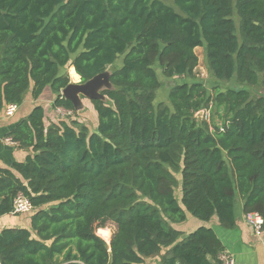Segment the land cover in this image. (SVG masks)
I'll use <instances>...</instances> for the list:
<instances>
[{
    "label": "trees",
    "instance_id": "trees-1",
    "mask_svg": "<svg viewBox=\"0 0 264 264\" xmlns=\"http://www.w3.org/2000/svg\"><path fill=\"white\" fill-rule=\"evenodd\" d=\"M198 47L213 78L237 86L210 93ZM68 66L82 82L113 68L112 87L91 100L95 130L47 122L37 104L7 133L32 153L0 168V216L19 193L34 209L31 228L0 231V264H220L212 227L173 224L191 214L235 228L240 200L264 218V95L244 87L264 88V0H0V113L46 89L75 113ZM158 69L183 80L156 105Z\"/></svg>",
    "mask_w": 264,
    "mask_h": 264
},
{
    "label": "crops",
    "instance_id": "crops-1",
    "mask_svg": "<svg viewBox=\"0 0 264 264\" xmlns=\"http://www.w3.org/2000/svg\"><path fill=\"white\" fill-rule=\"evenodd\" d=\"M80 78L81 77H79V80ZM47 92L48 91L46 89L43 95H47ZM43 95L39 99L34 100L31 92H28L25 95L23 104L18 106V110L13 116H5L4 111L0 113V168L12 169L14 162H23L27 156L32 153V149H22L18 147L17 144L8 142L6 138L7 133L21 119L27 117L35 105L41 104L45 108V111H47L46 106L41 103ZM27 98L31 101L30 106H25L24 110L19 112V109L24 105ZM50 98L54 99L55 95L51 93ZM50 102L52 104V101ZM50 107H53V104ZM47 113L49 117L48 119L51 120L56 119V116L60 117V114L57 113V108L54 107L51 110H48ZM94 115L97 119L96 111L94 112ZM77 119L89 127L84 120L80 118ZM236 215L237 225L232 229L224 228L220 224L217 216H214L208 222H204L198 218H192L191 214L187 215V219L185 221L181 223H174L173 226L183 234H189L202 225L212 227L221 239L224 245V251L229 252L234 257L236 264H264V229L260 235L255 233L254 228L250 225L247 219V215L243 212L241 200L237 204ZM189 221H192L191 228L188 227ZM6 227L31 228L30 213H8L0 216V231ZM165 250L166 249L162 251V254L165 253ZM159 260L160 256L148 258L146 260V264H155Z\"/></svg>",
    "mask_w": 264,
    "mask_h": 264
},
{
    "label": "rangeland",
    "instance_id": "rangeland-1",
    "mask_svg": "<svg viewBox=\"0 0 264 264\" xmlns=\"http://www.w3.org/2000/svg\"><path fill=\"white\" fill-rule=\"evenodd\" d=\"M168 3L171 4L172 1H168ZM234 17L237 21V24H239L238 16L235 14ZM196 53L198 54V57H199V64L196 68V78H197V80L203 81L207 85V88L209 89L210 93L214 91L215 86H219L222 89H225L228 86H237L235 81H232V82H218V81H216V79L213 78V76L211 75V73L209 71V67L207 64L204 48L203 47L196 48ZM71 67H73V66H68V67L62 68V72L68 73V75L70 77V82H79V78L78 79L72 78L71 73H70ZM112 69L113 68H109L108 70L112 71ZM158 72H159V76H160L161 80L163 81V87L158 91L157 98L155 100L156 105L158 104V102L164 101L167 99L168 91L172 85H174L176 82L183 80V78H178V77L173 78V79L172 78L167 79L162 75L160 69H158ZM185 79H188V78H185ZM244 87L249 89L254 96L264 95V88L263 87H260V86H253V87L244 86ZM47 91H48L47 95H43L41 103L46 106V109L48 111V110H51L53 108V107H50L52 105L50 101L53 102L54 99L50 98L51 93H52L50 91V89H47ZM82 100L84 101L83 108L76 110V112L72 113L71 116L84 120V122H86L89 125L90 129H95V128H97V124H98V116L96 119V117L94 115V112H95L94 105L90 99H88L84 96H82ZM30 104H31V101H29L27 98L24 105L19 109V112L23 111L25 106L29 107ZM47 111H46V114H48ZM200 112L197 113L198 118L207 119L208 121L210 120V110L204 109V110H201ZM49 120L50 119H47V121H49ZM176 178L178 180V185L175 188V193H176L177 199L181 203V199H182L181 173H177ZM238 203H239V201H238ZM192 218H196V217L192 216ZM191 222L189 221V226H188L189 228H191V225H192ZM98 225H99V227L97 228V234L99 236H101L103 239L106 240V238L103 235H101L99 232L101 228H105L111 232V238H112V235L116 230V224L114 222L109 221V220H105V221L99 223ZM106 241L110 242L108 240H106Z\"/></svg>",
    "mask_w": 264,
    "mask_h": 264
},
{
    "label": "built area",
    "instance_id": "built-area-1",
    "mask_svg": "<svg viewBox=\"0 0 264 264\" xmlns=\"http://www.w3.org/2000/svg\"><path fill=\"white\" fill-rule=\"evenodd\" d=\"M17 110L18 106L16 104H8L4 109V114L7 117H11L17 112ZM57 113L60 114V116H68L72 115L73 112L71 110L65 109L64 107H58ZM6 140L10 143L16 144L10 137H7ZM33 209L34 206L29 198L23 193H19L13 202V209L11 213L25 214L32 212ZM246 215L250 225L254 228L255 233L260 235L264 229V218L256 212H251ZM218 260L220 264H236L234 257L227 251H222L219 253Z\"/></svg>",
    "mask_w": 264,
    "mask_h": 264
},
{
    "label": "water",
    "instance_id": "water-1",
    "mask_svg": "<svg viewBox=\"0 0 264 264\" xmlns=\"http://www.w3.org/2000/svg\"><path fill=\"white\" fill-rule=\"evenodd\" d=\"M110 75L111 71L107 70L86 82H82L80 78L79 82H70L64 89H62L61 94L73 103L76 110H79L83 108L84 105L82 96L90 100L103 98L102 91L106 88L112 87Z\"/></svg>",
    "mask_w": 264,
    "mask_h": 264
}]
</instances>
